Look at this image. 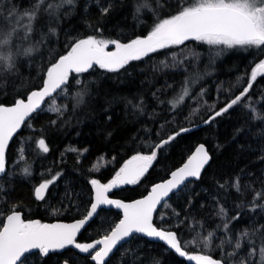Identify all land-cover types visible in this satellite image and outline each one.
I'll return each mask as SVG.
<instances>
[{"label":"trees","instance_id":"trees-1","mask_svg":"<svg viewBox=\"0 0 264 264\" xmlns=\"http://www.w3.org/2000/svg\"><path fill=\"white\" fill-rule=\"evenodd\" d=\"M34 3L35 0H3L7 8L14 5L21 12ZM109 4L110 11L102 15L100 9ZM137 6H141L138 12ZM177 7L178 0H99V5L96 0H74L73 4H64L54 17L42 8L29 38L15 42L21 52L29 46H36L37 50L18 55L11 72H0V83L5 85L0 88V104H12L39 88L46 78L47 67L66 53L71 41L99 35L124 43L147 35L159 20L174 14ZM4 17H0V23ZM50 29H55V33ZM96 29L102 32L97 33ZM111 48L115 46L110 44L108 49ZM221 48L187 41L132 61L116 72L96 66L88 73L73 74L82 83L77 85L70 77L61 100L66 106L62 114L42 109L24 125L7 150L8 169L0 177V227L13 205L19 206L16 210L23 211L26 219L82 217L81 211L89 209L93 200L92 179L108 182L128 158L137 153L148 154L151 143H158L160 138L184 127L190 131L161 149L137 184L117 188L111 196L133 200L145 195L153 184L166 179L181 165L196 145L204 143L212 155L209 165L200 179L190 181L168 200L170 207L158 209L155 223L177 231L182 242L197 240V244L185 247L189 253L209 254L217 259L223 255L226 264H239L240 259L259 264V255L250 257L248 253L253 246L259 248L264 232L261 227L264 207L258 206L264 204V198L253 199L255 192L264 190V121L254 118V113L244 105L250 103L264 113V75L253 82L241 105L215 117L211 123L192 127L208 120L239 94L249 82L255 63L264 59V46L260 50L236 47L221 51ZM186 80L189 96L173 109L169 102ZM85 87L88 91L84 102L77 106L76 93ZM41 138L48 145L47 153L38 147ZM22 149L25 160L18 161V168L12 170L11 164ZM99 158L106 165L97 171L93 164ZM25 167L30 168V175L23 173ZM57 173L58 184L56 181L50 186L45 200L35 198L36 185ZM237 178L239 191L234 187ZM221 205L229 217L237 213L240 216L230 224L227 233L233 244L245 229L250 233L234 257L226 255L233 251L232 245L225 243L222 249L218 247L225 239L223 228H217L223 223L218 215ZM173 210L179 217L173 215ZM120 219L121 212L114 208L100 209L79 241L103 236ZM181 219L184 223L177 228ZM208 232H214V237L211 248L205 249L202 237ZM66 260L69 264H94L89 255L70 247L48 256L34 252L26 256L23 264H61ZM157 260L160 264H192L165 244L140 235L121 245L108 264H155Z\"/></svg>","mask_w":264,"mask_h":264},{"label":"snow or ice","instance_id":"snow-or-ice-1","mask_svg":"<svg viewBox=\"0 0 264 264\" xmlns=\"http://www.w3.org/2000/svg\"><path fill=\"white\" fill-rule=\"evenodd\" d=\"M74 0H35L30 9L19 11L14 5L7 8L0 0V17L4 22L0 23V72H11L15 68V61L18 55H29L33 53L36 46H29L21 52L15 47L18 39H28L33 31V23L36 21L41 9L50 16H55L64 4H73ZM99 5V0H96ZM141 6H137V12ZM111 9V4L102 7V15H106ZM97 33L101 29L95 30ZM55 33V29H50ZM187 41H199L210 46H223L232 49L243 47L245 49L255 48L260 50L264 46V0H178L177 11L168 17L159 20L146 36L136 37L126 43L119 40L105 39L99 35H89L86 38H77L70 42L66 54L59 55L46 69V78L38 89L32 90L26 97L17 98L11 106L0 104V174H6L7 158L6 151L9 141L21 126L34 113L42 108L46 98H50L58 90L63 92L70 77L77 85L82 81L73 74L88 73L94 67L110 72H116L125 68L132 61H139L152 54L162 52L173 46L184 45ZM114 45V51H107L109 45ZM15 48V50H14ZM221 48V51L223 50ZM220 53L217 52V55ZM175 56V54H173ZM163 63V62H162ZM164 66L168 65L164 63ZM264 75V59L255 63L250 73L247 85L229 99L225 106L215 111L204 123H211L215 117L222 115L229 109L241 105V102L248 97L259 76ZM5 85L0 83V88ZM87 87L76 93L77 106L84 102L87 94ZM203 93H201L202 95ZM189 96L188 81L184 82L179 93L169 103L173 109L182 104ZM254 113V118L264 121V113H259L250 103L244 105ZM51 111L62 114L60 107L52 106ZM52 123H55L53 121ZM190 131L189 128L181 127L167 135V138H160L158 143L149 145V153H137L133 155L107 183H101L99 179H92L94 186V200L90 202L89 210L83 218L72 223H42L40 220H25L22 213L17 211L18 205L10 208V214L6 216V222L0 227V264H23L22 258H26L31 250H39L42 256L57 250H64L72 247L81 253L89 254L94 264H108L110 255L114 254L118 244L126 242V238L134 234H145L150 238H158L166 246L175 251L181 257H187L197 264H226L222 255L221 258H214L209 254H189L185 250L187 244H197V240L184 241L180 239L178 232L171 229L157 228L153 224V215L157 206L170 207L167 199L170 194L182 190L190 179H199L204 167L208 164L210 156L203 144L199 145L195 152L189 156L183 165L170 172V178L153 185L142 199L131 203L121 200L110 199L108 193L111 189L122 184H137L148 172L153 162L158 158V152L170 144L182 133ZM39 149L47 153L48 145L43 138L38 140ZM77 151L76 149H70ZM86 151V149H85ZM23 159V157H21ZM95 170H99L93 165ZM23 173L30 175V168H23ZM60 174L53 175L50 179H44L34 188L33 195L38 200L44 201L51 185L56 183ZM224 187V185H220ZM234 187L239 191V179L234 181ZM264 198V190L255 192L253 199ZM101 205H115L123 210V218L116 223L111 230L91 242H78L77 236L81 230L94 218ZM257 205H254L256 207ZM264 207V204L258 205ZM173 215L179 217V213L173 210ZM218 215L222 217V225L225 239L220 241V247L225 243L233 246V251L227 253L229 257L236 256L242 248V242L250 236L247 229L239 234L233 244L232 237L227 233L230 224L240 219L239 213L229 217L227 209L221 205ZM184 223L181 219L176 225L177 228ZM264 228V226H261ZM214 232H208L202 237L203 247L211 248V241ZM259 255V264H264V232L261 233L259 248L253 246L248 253L250 257ZM63 264H68L64 261ZM160 264V261H155ZM239 264H250V261L240 259Z\"/></svg>","mask_w":264,"mask_h":264},{"label":"water","instance_id":"water-1","mask_svg":"<svg viewBox=\"0 0 264 264\" xmlns=\"http://www.w3.org/2000/svg\"><path fill=\"white\" fill-rule=\"evenodd\" d=\"M146 36V35H145ZM143 37V36H142ZM126 42H128V41H126ZM126 42H124V43H126ZM115 50V48H111V49H107V51H114ZM66 54V53H65ZM36 89H38V88H36ZM59 91V90H58ZM55 94V93H54ZM46 102H47V98H46V100H45V103H44V105H42V108L40 109V110H38L36 113H38V112H40L43 108H44V106H45V104H46ZM13 104V103H12ZM12 104H5V106H11ZM36 113H34L29 119H27L26 120V122L21 126V128L17 131V133H15L14 135H13V138H12V140H10L9 141V146H10V144L13 142V140H14V138L16 137V135L22 130V128L24 127V125L36 114ZM206 123H201V124H199V125H197V126H194V127H192V128H196V127H199V126H202V125H205ZM201 144H203L204 146H205V148H206V150L208 151V153H209V156H210V160H209V162H208V164L204 167V169L202 170V173H201V176H202V174H203V172H204V170L206 169V167L209 165V163H210V161H211V159H212V155H211V153H210V151L208 150V147L204 144V143H199L198 145H196L195 146V148L191 151V153L188 155V157L189 156H191L194 152H195V149L199 146V145H201ZM9 146H8V148H9ZM8 150V149H7ZM187 157V158H188ZM6 158H7V151H6ZM131 158V157H130ZM130 158H128L125 162H124V164L130 159ZM187 158L185 159V161L183 162V163H185L186 162V160H187ZM183 163L181 164V165H179L177 168H179V167H181L182 165H183ZM123 164V165H124ZM177 168H175V169H177ZM7 169H8V161H7ZM174 169V170H175ZM173 170V171H174ZM7 172V171H6ZM5 174H0V177H3ZM200 176V177H201ZM114 177V176H113ZM112 177V178H113ZM170 178V175L166 178V179H164V180H161V181H159V182H156L155 184H157V183H160V182H163V181H165V180H167V179H169ZM200 179V178H199ZM111 180V179H110ZM109 180V181H110ZM193 180H197V179H190V181H193ZM101 183H103V182H101ZM105 183H107V182H105ZM189 182H187L186 183V185L188 184ZM155 184H153V185H155ZM39 185V183L36 185V186H38ZM126 185H131V184H122V185H118L116 188H113V189H111L110 191H109V193H108V196H109V198L110 199H116V200H121V201H123V202H125V203H131V202H133V201H135V200H138V199H142L145 195H147L148 194V192L150 191H148L145 195H143V196H141V197H139V198H136V199H133V200H124V199H122V198H118V197H113V196H111V193L114 191V190H116L117 188H120V187H122V186H126ZM152 185V186H153ZM151 186V187H152ZM92 187H93V200H94V195H95V189H94V186L92 185ZM151 189V188H150ZM179 191H176L175 192V194L176 193H178ZM174 194H170V198L173 196ZM170 198H168L167 199V201L170 199ZM92 200V201H93ZM161 206H157V211H158V209L160 208ZM102 208H114L115 210H117V211H119V212H121V219L123 218V210L122 209H119V208H117V207H115V205H101L100 206V208H98V210H97V214H95L94 215V218L98 215V213H99V211H100V209H102ZM89 210V209H88ZM17 211H20L21 213H22V218L23 219H25V220H40L39 218H25L24 217V214H23V211H21V210H17ZM157 211L154 213V215H153V224L157 227V228H162V227H160V226H158L156 223H155V216H156V213H157ZM8 214H10V213H8ZM7 214V215H8ZM6 215V216H7ZM6 216H5V219H4V221H3V223H5L6 222ZM81 218H83V216L82 217H79V218H75V219H71V220H64V219H59V220H53V221H41L42 223H72V222H74L75 220H78V219H81ZM93 218V219H94ZM92 219V220H93ZM91 220V221H92ZM90 221V222H91ZM90 222L85 226V228L90 224ZM119 222V221H118ZM117 222V223H118ZM85 228L84 229H82L81 230V233L85 230ZM163 229H165V228H163ZM165 230H168V229H165ZM174 231V230H173ZM81 233L77 236V240H78V242H81V241H79V236L81 235ZM136 235H140V236H143V237H145V238H147V239H149V240H151V241H157V242H161V243H163V244H165L164 242H162V241H159V239L158 238H150V237H147L145 234H139V233H136V234H134L133 235V237L134 236H136ZM133 237H131V238H126V242H128V241H130ZM98 238H100V237H98ZM98 238H96V239H98ZM93 240H95V239H93ZM93 240H90V241H83V242H91V241H93ZM126 242H121L120 244H118V246H117V249L116 250H114V253L119 249V247L121 246V245H123L124 243H126ZM166 245V244H165ZM70 248H72V247H70ZM74 249V248H73ZM170 249V248H169ZM65 250V249H64ZM76 250V249H75ZM170 250H172V249H170ZM37 251H39V250H31V252L30 253H27V254H25L26 256L27 255H29V254H32V253H34V252H37ZM63 250H57V251H55V252H62ZM76 251H78L79 252V250H76ZM172 251H174V250H172ZM175 252V251H174ZM52 253V252H51ZM79 253H81V252H79ZM81 254H84V255H89V254H86V253H81ZM177 254V253H176ZM189 254H200V253H189ZM113 254H111L110 255V258H111V256H112ZM178 255V254H177ZM181 257V256H180ZM182 258H184V259H186L188 262H190V263H192V264H197V262L196 261H190V260H188L187 259V257H182ZM215 258V257H214ZM25 258H22V260H24Z\"/></svg>","mask_w":264,"mask_h":264},{"label":"rangeland","instance_id":"rangeland-1","mask_svg":"<svg viewBox=\"0 0 264 264\" xmlns=\"http://www.w3.org/2000/svg\"><path fill=\"white\" fill-rule=\"evenodd\" d=\"M65 94V89L63 92H59L58 94L54 95L53 97L50 98V100L45 104L44 108L43 109H51L52 106H56V107H60L62 109V112L66 109V106L64 105L65 103H62L61 100L63 99V95ZM25 152L24 150L22 149L21 153H20V156L11 164V169L14 170V169H17L18 168V164L20 160H25ZM21 157H23V159H21ZM93 165L96 166V168H99L100 166H103V165H106V163L104 162V159L103 158H99ZM58 184V181L56 183V186ZM68 201V200H67ZM169 202V201H168ZM69 203V201H68ZM75 203V202H73ZM75 209H78L79 207L77 206L78 204H75ZM83 208V207H82ZM74 209V210H75ZM88 211L85 210L84 212L81 211L80 215L84 216L85 213ZM38 252V251H37ZM63 264V263H61ZM69 264V263H68Z\"/></svg>","mask_w":264,"mask_h":264},{"label":"bare ground","instance_id":"bare-ground-1","mask_svg":"<svg viewBox=\"0 0 264 264\" xmlns=\"http://www.w3.org/2000/svg\"><path fill=\"white\" fill-rule=\"evenodd\" d=\"M168 202V201H167Z\"/></svg>","mask_w":264,"mask_h":264}]
</instances>
